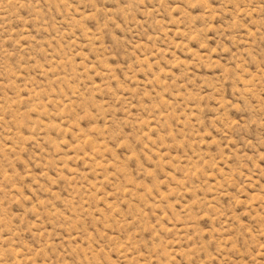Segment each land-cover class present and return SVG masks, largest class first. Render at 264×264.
<instances>
[{
	"label": "rangeland",
	"instance_id": "1",
	"mask_svg": "<svg viewBox=\"0 0 264 264\" xmlns=\"http://www.w3.org/2000/svg\"><path fill=\"white\" fill-rule=\"evenodd\" d=\"M0 264H264V0H0Z\"/></svg>",
	"mask_w": 264,
	"mask_h": 264
}]
</instances>
